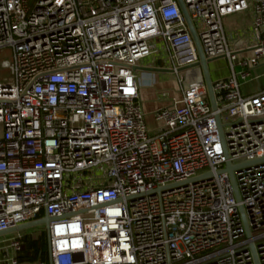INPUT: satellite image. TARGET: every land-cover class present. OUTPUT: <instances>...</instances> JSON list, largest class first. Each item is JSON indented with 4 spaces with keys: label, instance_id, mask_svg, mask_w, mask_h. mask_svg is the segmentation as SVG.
<instances>
[{
    "label": "built area",
    "instance_id": "1",
    "mask_svg": "<svg viewBox=\"0 0 264 264\" xmlns=\"http://www.w3.org/2000/svg\"><path fill=\"white\" fill-rule=\"evenodd\" d=\"M182 1L230 74L216 110L191 80L150 130L133 66L162 58L153 39L179 84L198 61L177 0H0V232L51 218L46 260H19L16 231L0 264H256L251 245L264 264V88L240 91L264 63V0ZM250 5L253 42L233 48L222 19Z\"/></svg>",
    "mask_w": 264,
    "mask_h": 264
},
{
    "label": "crops",
    "instance_id": "2",
    "mask_svg": "<svg viewBox=\"0 0 264 264\" xmlns=\"http://www.w3.org/2000/svg\"><path fill=\"white\" fill-rule=\"evenodd\" d=\"M251 3L253 0H249ZM253 18L252 7L241 12L227 15L222 19L224 30L228 36L230 46H242L251 44L253 37L250 34L251 22ZM141 65L151 64L153 67L169 66V62H160V59L149 58L147 63L140 62ZM208 69L211 81L226 78L230 74V66L227 58L214 59L208 63ZM188 72H194V78L191 80H198L201 72L199 68H192ZM153 72L143 73V76L138 75L139 92L143 103L146 118L154 120L153 112L161 107L171 104L172 99L179 100L181 97L180 89L187 83L179 84L178 76L176 79H161L157 75H152ZM190 80V81H191ZM155 81V84L153 82ZM264 88V63L261 61L253 70L252 78L247 81H242L240 84V91L244 95L254 93L257 89ZM147 124V122H146ZM148 126V125H147ZM155 126L151 128L154 129ZM149 128V127H148ZM150 129V130H153Z\"/></svg>",
    "mask_w": 264,
    "mask_h": 264
},
{
    "label": "water",
    "instance_id": "3",
    "mask_svg": "<svg viewBox=\"0 0 264 264\" xmlns=\"http://www.w3.org/2000/svg\"><path fill=\"white\" fill-rule=\"evenodd\" d=\"M177 1H178V4H179V7L181 9V12L183 13V16H184V18H185V20L187 22L188 27H189V30H190L191 36L193 38V41L195 43V46H196V49H197V54H198V61L196 63L192 64L191 66H189L187 68H183L181 70L188 69V68H194V67L200 69V72H201L202 76H200V78H198V80H200V79L204 80L206 88H207V93H208V98H209L210 105H211L213 110H216V101H215V97H214V93H213V89H212V81H211L210 74H209V69H208V63L211 62L214 59H206L205 58L204 53L202 51V48L200 46L197 34H196L195 30H194V27H193V24H192V22L190 20V17L188 16V13H187L186 8H185V6L183 4V1L182 0H177ZM133 69L142 70V71H146V72H173L171 69L160 68V67H152V66H139V65L133 66ZM186 85H187V83H184V87H186ZM215 118H216V123H217V127H218L219 137H220V140L222 142V146L224 147L222 123L220 122V118H219V116L217 114L215 115ZM233 168H234V166L231 165L229 161L225 162L224 170H226L227 173L229 174V178H230V181H231V184H232V187H233L234 195H235L236 199L239 200V194H238V191H237V188H236V184H235V180H234V176H233V172H232ZM239 210H240V213L242 215V220H243V223H244V226H245V229H246V234H247V236H250L248 225H247L244 213H243L242 206H239ZM50 219L51 218H49L47 216H44V217L39 218V219L31 220L29 222L17 225L15 227L8 228L7 230H4V231L0 232V235L10 234V233H13V232H16V231H20V230H23V229H26V228L41 224V223H44L45 226H46V229H47V225H48ZM251 249H252V253L254 255V259L256 261V264H258L256 255H255V251H254V248H253L252 245H251Z\"/></svg>",
    "mask_w": 264,
    "mask_h": 264
},
{
    "label": "rangeland",
    "instance_id": "4",
    "mask_svg": "<svg viewBox=\"0 0 264 264\" xmlns=\"http://www.w3.org/2000/svg\"><path fill=\"white\" fill-rule=\"evenodd\" d=\"M152 41H153V43L156 44V46H157L156 48L160 52V55L162 57L160 59V62L166 61V59H168V52L166 51V49L162 48L156 39H153ZM3 60H11V50L8 47L0 49V81H3L9 77V71L7 69H4L1 67V62ZM148 61H149V59H146V60H143L140 62L147 63ZM143 73L145 74L146 72H144L142 70H139L137 72V74L139 76H143ZM152 75L153 76L157 75L161 79H165V80L171 79V78L176 79V74L174 72H153ZM193 78H194V72H188V71L185 72V79L187 81H190ZM146 122H147L149 129H153V128H151L152 126H155L154 128H156L158 126L157 121H153V120L149 119L148 117L146 118ZM19 232L23 235H25V234L28 235V238H30L31 241L32 240L40 241L41 242V248L45 254L46 247L44 246V241L45 242L47 241V232H46V226L44 223H41V224L29 227V228L20 230ZM12 235H13V233L7 234L3 238H9ZM43 260H45V259H43Z\"/></svg>",
    "mask_w": 264,
    "mask_h": 264
},
{
    "label": "trees",
    "instance_id": "5",
    "mask_svg": "<svg viewBox=\"0 0 264 264\" xmlns=\"http://www.w3.org/2000/svg\"><path fill=\"white\" fill-rule=\"evenodd\" d=\"M44 246L46 247V252L44 254V251L41 248V242L30 240L28 238V235H24L22 238V248L21 252L19 253V260L26 261L28 263H33L38 259H47V251H48V245L47 241H44ZM42 259V260H43Z\"/></svg>",
    "mask_w": 264,
    "mask_h": 264
}]
</instances>
